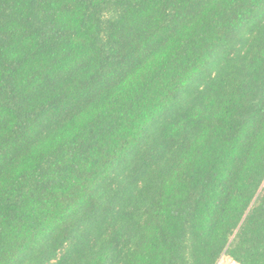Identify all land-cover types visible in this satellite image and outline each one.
<instances>
[{
    "label": "trees",
    "instance_id": "1",
    "mask_svg": "<svg viewBox=\"0 0 264 264\" xmlns=\"http://www.w3.org/2000/svg\"><path fill=\"white\" fill-rule=\"evenodd\" d=\"M264 264V0H0V264Z\"/></svg>",
    "mask_w": 264,
    "mask_h": 264
},
{
    "label": "rangeland",
    "instance_id": "2",
    "mask_svg": "<svg viewBox=\"0 0 264 264\" xmlns=\"http://www.w3.org/2000/svg\"><path fill=\"white\" fill-rule=\"evenodd\" d=\"M216 264H237L235 261L230 259L227 255H222Z\"/></svg>",
    "mask_w": 264,
    "mask_h": 264
}]
</instances>
